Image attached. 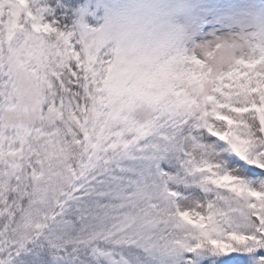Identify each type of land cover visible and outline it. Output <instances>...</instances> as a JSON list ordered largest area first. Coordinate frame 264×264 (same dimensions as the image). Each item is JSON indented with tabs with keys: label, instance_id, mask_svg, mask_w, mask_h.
I'll return each mask as SVG.
<instances>
[{
	"label": "snow or ice",
	"instance_id": "1",
	"mask_svg": "<svg viewBox=\"0 0 264 264\" xmlns=\"http://www.w3.org/2000/svg\"><path fill=\"white\" fill-rule=\"evenodd\" d=\"M186 15L0 0V264H264V10Z\"/></svg>",
	"mask_w": 264,
	"mask_h": 264
},
{
	"label": "rangeland",
	"instance_id": "2",
	"mask_svg": "<svg viewBox=\"0 0 264 264\" xmlns=\"http://www.w3.org/2000/svg\"><path fill=\"white\" fill-rule=\"evenodd\" d=\"M44 2L51 6V0H44ZM229 2L230 0H169V4L181 5L188 13L186 16H181L177 21L183 29L178 46L191 49L196 45L214 42L218 38H228L237 32L239 29L236 26L222 16L214 15L223 11L224 6ZM252 5L258 11L264 10V0H252ZM46 19L48 18L46 17ZM86 22L90 26H96L95 22L90 19ZM65 27L64 24L60 25L61 30Z\"/></svg>",
	"mask_w": 264,
	"mask_h": 264
},
{
	"label": "clouds",
	"instance_id": "3",
	"mask_svg": "<svg viewBox=\"0 0 264 264\" xmlns=\"http://www.w3.org/2000/svg\"><path fill=\"white\" fill-rule=\"evenodd\" d=\"M158 0H109V3L114 6L116 12L121 17L118 23L127 24L137 19L141 13H146L151 5L157 3ZM169 2V0H165ZM141 23L148 27H152L147 17Z\"/></svg>",
	"mask_w": 264,
	"mask_h": 264
}]
</instances>
